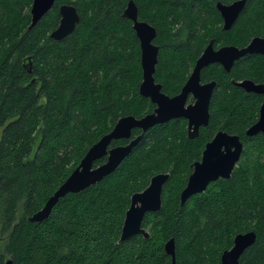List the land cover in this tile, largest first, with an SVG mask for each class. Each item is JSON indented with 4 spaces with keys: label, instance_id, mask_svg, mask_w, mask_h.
Segmentation results:
<instances>
[{
    "label": "trees",
    "instance_id": "trees-1",
    "mask_svg": "<svg viewBox=\"0 0 264 264\" xmlns=\"http://www.w3.org/2000/svg\"><path fill=\"white\" fill-rule=\"evenodd\" d=\"M33 1L0 0V264H171L164 247L171 237L177 264H220L235 236L250 230L256 240L241 264H264V133L246 135L263 97L232 82L264 83L263 54L240 58L231 72L217 63L203 70L217 86L209 124L197 137L187 136L185 120L158 124L113 173L60 198L46 219L28 220L120 117L154 108L139 92L140 41L123 15L129 0H57L30 27ZM135 1L140 18L157 28L155 78L169 95L181 90L210 38L244 46L264 37V0H247L228 30L216 4L234 0ZM64 2L77 7L80 21L57 40L51 32ZM221 129L245 142L238 165L230 178L181 203L192 164ZM159 172L170 176L160 210L144 217L150 236L122 240L131 196Z\"/></svg>",
    "mask_w": 264,
    "mask_h": 264
},
{
    "label": "water",
    "instance_id": "water-1",
    "mask_svg": "<svg viewBox=\"0 0 264 264\" xmlns=\"http://www.w3.org/2000/svg\"><path fill=\"white\" fill-rule=\"evenodd\" d=\"M56 1L34 0L31 7L30 27L36 25L51 10ZM246 2L247 0H234L229 3L217 2L216 7L223 18L224 30L230 29L235 24L245 8ZM59 13L61 17L59 25L51 32V37L57 40L71 34L80 21L77 7L70 2L60 4ZM123 15L132 21L140 41L143 79L139 86V92L143 97L149 98L156 107L152 112L141 117L132 114L120 117L109 132L89 147L77 167L47 199L45 205L28 217L29 221L36 222L46 219L60 198L70 192H80L93 186L113 173L152 127L173 119L185 118L188 121V137H197L200 128L209 124L211 98L217 85L216 81L203 83L201 81L202 70L213 63H219L226 71L231 72L235 62L240 58L248 54L264 55V37L262 36H254L244 46L227 44L217 49L214 46L215 39H211L196 60L181 91L170 96L163 91L162 84L155 78L160 51L159 45L155 42L157 28L149 21L140 18L135 0L128 1ZM232 82L248 92L263 96L259 117L246 130V135L255 136L264 133V83L251 78L233 79ZM190 94L193 95L195 101L186 105ZM137 128L141 130V133L133 137V131ZM119 139H128L129 142L112 145L114 140ZM244 147L245 142L241 135L230 133L224 129L219 130L206 143L201 159L193 163V170L180 193L181 203L206 191L212 182L220 178H230L242 157ZM104 157L106 160L97 165L96 161ZM169 176V172H159L151 178L149 185L144 190L133 193L122 228V240L135 234L150 236L149 230L143 226V220L147 213L160 210L163 189ZM255 240L256 233L253 230L238 233L234 238L233 246L223 252L221 264H240L241 254ZM164 247L172 257L171 264H177L175 238L171 237ZM5 264H12V259H8Z\"/></svg>",
    "mask_w": 264,
    "mask_h": 264
},
{
    "label": "flooded vegetation",
    "instance_id": "flooded-vegetation-1",
    "mask_svg": "<svg viewBox=\"0 0 264 264\" xmlns=\"http://www.w3.org/2000/svg\"><path fill=\"white\" fill-rule=\"evenodd\" d=\"M211 39H215L214 46H215L216 49L219 48V47H221V46H223V45H217V43H216L217 41H216V38H215V37L210 38V40H211ZM210 40H209V42H210ZM209 42L206 44V46L204 47V49L207 47V45L209 44ZM203 51H204V50H203ZM201 54H202V53H201ZM201 54H200V55H201ZM199 57H200V56H199ZM199 57H198V58H199ZM198 58H197V59H198ZM195 63H196V61H195ZM195 63H194V66H195ZM213 64H215V63H213ZM217 64H219V63H217ZM220 65H221V64H220ZM194 66H193V68H194ZM221 66H222V65H221ZM193 68H192V70H193ZM192 70H191V72H192ZM203 70H204V69H203ZM203 70H202V74H203ZM190 74H191V73H190ZM189 76H190V75H189ZM188 78H189V77H188ZM142 79H143V78H142ZM187 80H188V79H187ZM201 81H202L203 83H205V82L215 81V80H213V79H212V80H204L203 77H202ZM141 82H142V81H141ZM185 83H186V82H185ZM216 86H217V85H216ZM182 87H183V86H182ZM215 88H216V87H215ZM181 89H182V88H181ZM163 91H164V90H163ZM180 91H181V90H180ZM180 91H179V92H180ZM214 91H215V89H214ZM164 92H165V91H164ZM179 92H178V93H179ZM165 93H166V92H165ZM178 93H176V94H178ZM176 94H174V95H176ZM213 94H214V92H213ZM168 95H169V94H168ZM170 96H173V95H170ZM212 96H213V95H212ZM262 97H263V96H262ZM148 99H149V98H148ZM211 99H212V98H211ZM150 101H151V100H150ZM194 101H195V99H194L193 95L190 94L186 105H189L190 103H193ZM152 103H153V102H152ZM153 104H154V103H153ZM210 104H211V103H210ZM155 107H156V105L154 104V108H153V110L155 109ZM153 110H152V111H153ZM152 111H151V112H152ZM148 113H149V112H148ZM178 119H182V120H185V121L187 122V136H188V121H187V119H185V118H178ZM203 127H205V126H202L201 128H203ZM201 128H200V130H201ZM199 132H200V131H199ZM217 132H218V131H217ZM217 132H216V133H217ZM216 133H215V134H216ZM215 134H214V136H215ZM214 136H213V137H214ZM213 137H212V138H213ZM212 138H211V139H212ZM211 139H210V140H211ZM210 140H209V141H210ZM206 143H207V142H206ZM206 143H205V145H206ZM204 149H205V146H204L203 150H204ZM203 150H202V153H203ZM201 157H202V155H201ZM200 159H201V158H200ZM200 159H199V160H200ZM192 165H193V164H192ZM192 168H193V167H192ZM192 170H193V169H192ZM255 233H256V232H255ZM233 243H234V241H233ZM232 246H233V244H232ZM232 246H231V247H232ZM231 247H230V248H231ZM249 247H250V246H249ZM249 247H248V248H249ZM230 248H227V249H230ZM248 248H247V249H248ZM227 249H225V250H227ZM247 249H245V251H246ZM225 250H224V251H225ZM224 251H223V252H224ZM245 251H244V252H245ZM223 252H222V254H223ZM244 252L241 254V256H240V258H239V262H240V264H241V258H242V256H243ZM222 254H221V256H222ZM220 264H221V257H220Z\"/></svg>",
    "mask_w": 264,
    "mask_h": 264
},
{
    "label": "rangeland",
    "instance_id": "rangeland-1",
    "mask_svg": "<svg viewBox=\"0 0 264 264\" xmlns=\"http://www.w3.org/2000/svg\"><path fill=\"white\" fill-rule=\"evenodd\" d=\"M238 165V164H237ZM148 229V228H147ZM150 230V229H149Z\"/></svg>",
    "mask_w": 264,
    "mask_h": 264
}]
</instances>
